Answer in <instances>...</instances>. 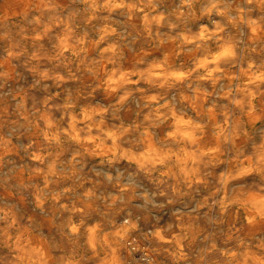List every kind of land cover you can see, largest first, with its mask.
Masks as SVG:
<instances>
[{"label":"clouds","instance_id":"obj_1","mask_svg":"<svg viewBox=\"0 0 264 264\" xmlns=\"http://www.w3.org/2000/svg\"><path fill=\"white\" fill-rule=\"evenodd\" d=\"M0 264H264V0H0Z\"/></svg>","mask_w":264,"mask_h":264}]
</instances>
